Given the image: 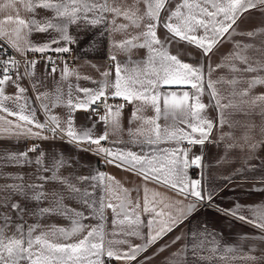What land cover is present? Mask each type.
<instances>
[{"label": "snow or ice", "instance_id": "6c2138e0", "mask_svg": "<svg viewBox=\"0 0 264 264\" xmlns=\"http://www.w3.org/2000/svg\"><path fill=\"white\" fill-rule=\"evenodd\" d=\"M140 4L144 5L143 10L140 9ZM26 7L29 11H35L36 8L52 10L59 19L55 23L48 20L42 24L35 18L29 21L17 18L14 38L9 37V44L21 54L25 51L41 54L48 51L69 53L71 49L68 46H52L58 45L60 41L74 42V37L69 35L70 25L79 26L83 23L85 26L95 27L106 24L105 13H112L113 32L124 31L129 26L116 24V18L120 16L130 21L131 26L142 28V31L131 38L114 43L113 47L125 53H130L135 48L147 49V57L143 61H133L129 55L128 62L121 65L116 55H111L110 59L116 62L114 79L110 80L111 73L105 71L101 74L103 79L99 81L97 89L77 86L76 92L82 93V97L76 95L73 98L72 86L69 85L65 98L59 81L54 92H37L36 99L40 101V109L47 117L44 122H40L37 109L29 104V98L25 95L27 89L18 83L19 79L34 76L37 61L25 60L24 72L21 74L17 60L0 59V134L15 136L17 139L23 137L60 140L72 144L79 151L102 156L107 164L135 173L145 182L156 181L171 188L183 197V200L164 204V208H175V214L165 212L158 207L163 203L156 200L158 194H153L150 199L145 186L141 207L139 198L133 203L130 189L124 188L119 181L104 172L77 176L76 180L81 183L90 182L92 191L88 188L82 190L68 177L61 175V169L70 166L69 158L63 154L52 153L46 163L48 154L40 150V145L33 144L24 152L8 153L2 157L8 163L21 166L35 164L36 169L33 174L34 181L27 183L22 175L10 176L0 172V178L14 181L0 185V209H3L0 211V264H21V261H26L27 264H106L105 257L107 261L132 264L140 253L146 252L150 246L157 244L164 236L196 214L198 206L207 208L213 205L214 192L205 190L201 179L189 176V169L201 168L203 159L202 155L190 157V153L196 146L202 147L206 142H210L211 133L216 126L204 115L208 107L201 100L205 85L210 90V97L215 101L214 106L220 112L221 126L226 122L223 110L236 107L231 101L228 105L220 103L216 84L224 82V78L213 81L211 71L215 69L205 72L204 66L199 62H184L178 55L172 54L170 48L179 41L194 46L207 58L226 35L230 37L237 34L234 25L243 14L252 9L264 12V0H179L174 5L173 0H136L134 11L122 10L109 3V0H30ZM165 12L167 15H162ZM89 13L92 14L91 17ZM8 20L11 21L12 17H8ZM160 27L166 30L163 37L158 34ZM49 29L59 33V38H52L40 46L32 45L26 38L33 31L46 33ZM247 35L254 36L256 33L249 32ZM5 36L9 34L0 30V37ZM234 43V50L229 54L230 62L227 65L230 71H264V62L255 61L254 67L252 59L246 55L252 45L241 44L239 41ZM47 60L52 65L49 75H54L57 72L55 60L51 56H48ZM231 61H239L245 67L238 68ZM224 66L220 64L216 67ZM13 68L16 70L17 80H13L9 74ZM70 75L73 73L65 61L61 80H67ZM228 82L236 85L240 80L234 78ZM247 83L249 89L239 95L246 96L251 88L264 85V77L254 76ZM9 84L17 89L14 95L5 94V86ZM171 85H190L191 91H183L180 94L175 91H162L163 86ZM36 88L37 84L34 83L33 90ZM231 95L235 96L237 93L233 92ZM109 98H121L135 105L132 118L140 120L141 124L135 132L130 129L129 134L133 137L134 144L142 146L141 152L105 147L102 144V141L109 139V128L112 131L120 128L119 117L123 109L121 104L113 110V106L108 103ZM257 101H264V95L255 97L252 104L255 105ZM9 102L14 107H9ZM101 105L104 114L99 115L98 121L90 128L77 130L75 112H89L91 119V113H98ZM57 106L68 109L67 117L63 121L51 114V108ZM148 108L154 110L153 117L139 115ZM169 118L171 123H167ZM161 119L166 121L164 125L158 122ZM97 122L105 126V131L100 135L93 133ZM173 142L175 147H160L162 144ZM185 142L188 147L183 146ZM29 152L38 155L33 160L29 157ZM50 182L61 185L69 193V198L78 199L89 209L88 215L85 216L84 212L64 205L65 197L61 192H46L45 184ZM96 189L100 190L99 196L96 195ZM184 200L189 202L184 204ZM33 201L37 204L49 201V207L30 209L29 202ZM106 210H111L113 214V227L110 232L106 230ZM216 210L221 215H230L264 233V205L249 208L250 217L242 214L243 206L239 203L230 209L217 205ZM46 214L66 217L71 221V227L66 229L52 226L37 234V229L41 227L39 222L28 224L25 215L42 217ZM142 214L150 217L147 223L141 219ZM86 219L96 220L98 223L88 225L83 222ZM144 227L148 229L146 235L142 232ZM10 231L11 235L8 234ZM189 236L190 244L186 242L177 253L172 254L174 257L179 256L183 264H186L189 253L193 264H209L217 258L216 253L220 250V245L215 235L208 231L207 225H202L201 230L177 236L171 243L175 244ZM127 237H136L143 243L132 245ZM122 245H128L127 249L122 248ZM206 245L211 247L206 248ZM168 247L170 245L165 244L159 251L163 252ZM204 251L210 255H201ZM233 251L235 249L232 246L225 247V252Z\"/></svg>", "mask_w": 264, "mask_h": 264}, {"label": "crops", "instance_id": "0c3cea01", "mask_svg": "<svg viewBox=\"0 0 264 264\" xmlns=\"http://www.w3.org/2000/svg\"><path fill=\"white\" fill-rule=\"evenodd\" d=\"M29 2L30 0H0V30L9 34V36L0 37V47L4 43L11 47L9 37L14 38L17 18L26 21L35 18L42 24L48 20L55 23L59 19L55 17V12L52 10L36 8L35 11H29L26 7V4ZM178 2L179 0H173V5ZM109 3H113V6H118L122 10L134 11L136 7V0H109ZM139 7L143 10L144 5L140 4ZM113 15L112 13H105L107 17L106 24L95 27L90 25L85 26L83 23L79 24V26L70 25L69 35L74 37V42L67 43L60 41L58 45H53L52 47L68 46L71 51L69 53L46 52L48 55L63 54L73 60L72 65H69L66 61L73 73L67 80H61V70L65 61L60 62V66L54 75H49L52 65L44 60H36L37 64L34 69V76L18 80L20 86L27 89L25 95L29 98V104L37 109V118L40 122H44L47 117L44 111L40 109V101L36 99L37 92L52 93L59 81L65 98L67 97L69 85L72 86L73 98L76 95L82 97V93L76 92L77 86L80 88L97 89L99 81L103 79L101 74L105 71L111 73L109 76L110 80L114 79L116 62L110 59L111 55L115 54L117 61L121 65L128 62L129 55L133 61H143L146 59L147 49L135 48L130 53H125L113 47L114 43L129 39L142 31V28L131 26L130 21L120 16L116 18V24H126L129 26L124 31L113 32L111 30ZM162 15H167V13H162ZM91 16L92 14L89 13V17ZM8 17H12V20L9 21ZM234 28H236L237 34L230 37L226 35L225 39L216 46L207 58L203 57L194 46H189L179 41H177L175 46L170 48L171 53L178 55L184 62L191 64L199 62L204 66L205 72L215 69L211 71V79L216 81L221 77L224 78V82L216 84L220 103L228 105L231 101L232 104L236 105V107H228L223 110L226 122L221 126L219 123L220 112L214 106L215 101L210 97V90L205 85V93L201 97V100L208 107L204 115L208 119H211L216 126L211 133L210 142H206L202 147L196 146L190 153V157L192 155H202L203 159L201 168L191 167L189 169V176L193 179H201L203 188L214 192L213 205L207 208L198 206L196 214L186 220L180 227L175 228L174 231L164 236L157 244L150 246L146 252L140 253L137 260L133 261L132 264H183L179 256L174 257L172 254L177 253L186 242L190 244L191 237L181 239L175 244L171 242L175 237L184 233L201 230L202 225H207L208 231L215 235L220 245V250L216 253L217 258L210 261L209 264H264V233L230 215H221L216 210L217 205L223 209H230L236 203H239L243 206L242 214L250 217L249 208L264 205V101H257L255 105L252 104L255 97L264 95V85H257L251 88L246 96L239 95V93L249 89L247 81L257 75L264 77V71L259 73H234L227 67L230 62L229 54L233 52L234 42L236 41L253 46L247 50L246 55L252 59L254 67L256 66L255 61L264 62V12L256 9L249 10V12L241 16L236 25H234ZM165 31L163 27L158 28V34L161 37H163ZM249 32H255L256 35L248 36L247 33ZM26 38L32 45L40 46L52 38H59V33L54 29H49L46 33L33 31ZM12 50L25 60H27V55L31 52L25 51L21 54L14 48ZM25 60L22 64L19 63L21 74L24 72ZM28 61L32 60L28 59ZM231 62L235 63L238 68L242 69L245 67L239 61ZM220 64L225 66L217 68L216 66ZM129 66L131 67V65ZM11 76L13 80H17L15 69ZM234 78L240 80L236 85L228 82ZM207 79L208 77L206 76L205 80L207 81ZM34 83L37 84L35 91L33 90ZM162 91L169 93L175 91L180 94L183 91H191V89L190 85H171L163 86ZM16 92L17 89L14 85L9 84L5 86L6 95H14ZM233 92H236L237 95H231ZM109 99L115 102L112 105L113 110H115L117 105H120L117 102L122 100L121 98ZM8 106L14 107L11 102L8 103ZM134 108V104H130L128 108L123 107L119 117L120 128L116 131H112L111 128L108 129L109 139L102 141L105 147L141 152L142 146L134 144L132 142L133 137L129 134L130 129L135 132L141 124L140 120H133L132 118ZM51 114L58 116L63 121L67 117L68 109L64 106H57L51 108ZM89 115V112L83 110L75 112V126L77 130L90 128L94 122L98 121V117L94 113H91V119ZM139 115L153 117L155 113L153 109L148 108ZM9 119L14 120L15 118L9 117ZM158 122L161 125L166 123L164 119ZM167 123H171V118H169ZM180 126L184 127V125ZM33 130L36 131V129ZM104 131V124L97 122L96 127L93 129L94 135H100ZM33 144L40 145V150L48 154L46 155V163L52 153L63 154L66 158H69L70 166L62 168L61 175L68 177L73 184L82 190L88 188L89 191H92L89 186L90 182L85 181L81 183L76 180L77 176H90L97 172H104L114 177L124 188L130 189L133 203L139 198L141 207L143 205L145 186L148 189L150 199L153 194H158L156 195V200L163 201L158 207L162 208L165 212L175 214V208H164V204L183 200V197L179 196L176 191L161 183H157L156 181L145 182L142 177L137 176L135 173L128 172L113 164L105 163L102 156H96L91 152L79 151L72 144L54 140L25 139L23 137L17 139L15 136L9 137L0 134V172L9 174L10 176L22 175L26 183L33 182V174L36 169L35 164L21 166L8 163L2 158L8 153L24 152ZM251 145H256V147L253 148ZM183 146L188 147L186 142ZM160 147L170 148L175 147V144L174 142L166 143L160 145ZM28 155L34 160L38 153L29 152ZM44 175H49V173H44ZM13 182L11 179L4 180L0 178V185ZM35 182L39 183V181ZM45 191L61 192L65 197L63 200L64 205L70 209L84 212L85 216L88 215L89 209L81 204L78 199L69 198V193L61 185L51 182L47 183L45 184ZM96 195H100L99 189H96ZM188 202V200H184V204ZM37 207H49V201H43L39 204L34 201L29 202L30 209ZM0 211H3V209H0ZM106 217V230L110 232L113 227L111 223L113 219L111 210H106ZM141 219L147 223L150 217L142 214ZM25 220H27L28 224L39 222L41 227L37 229V234L52 226L66 229L71 227V221L58 214H46L42 217L25 215ZM83 222L88 225L98 223V221L92 219H86ZM142 232L146 235L148 229L144 227L142 228ZM8 234L11 235L12 232L10 231ZM127 239L130 240L132 245L143 243L141 239L136 237H127ZM165 244L170 245V247L160 252L159 249ZM226 246H232L235 251L225 252ZM121 247L127 249L128 245H122ZM207 247H211V245H206ZM201 255H210V253L204 251ZM147 257L151 259L148 260L146 259ZM105 260L106 264H123V262L118 261H107L106 257ZM21 264H27V262L21 261ZM186 264H193L191 253L186 257Z\"/></svg>", "mask_w": 264, "mask_h": 264}, {"label": "built area", "instance_id": "2783aa9c", "mask_svg": "<svg viewBox=\"0 0 264 264\" xmlns=\"http://www.w3.org/2000/svg\"><path fill=\"white\" fill-rule=\"evenodd\" d=\"M48 56H51L54 60H55V64L57 66V69L59 68L60 66V62L62 61H67L69 63V65H72L73 64V60L72 59H69L67 56L63 55V54H52V55H48L46 53L44 54H41V53H33V52H30L28 55H27V60H44V61H47V57ZM10 58H13L15 60H17L20 64L23 63V61L25 60L24 58H21L19 57L13 50L12 48L7 45V44H3L1 47H0V59H10ZM14 72V68L10 71V75ZM108 103L110 105H113L115 104V102H112L110 99L108 100ZM117 104H122L124 108H128L130 106V103H127L123 100H120L119 102H117ZM101 110L98 112V113H94L97 117H99V115H103L104 112H103V106L101 105ZM45 134H48V133H45ZM54 141H58V142H63V141H60V140H54ZM66 143V142H64Z\"/></svg>", "mask_w": 264, "mask_h": 264}]
</instances>
